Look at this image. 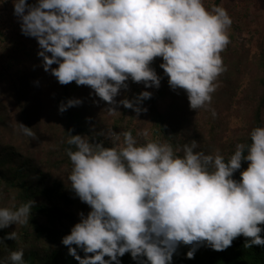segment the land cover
I'll use <instances>...</instances> for the list:
<instances>
[{
    "label": "clouds",
    "instance_id": "clouds-1",
    "mask_svg": "<svg viewBox=\"0 0 264 264\" xmlns=\"http://www.w3.org/2000/svg\"><path fill=\"white\" fill-rule=\"evenodd\" d=\"M12 2L22 33L38 41L45 71L62 85L90 86L109 104L128 89L129 79L158 88L161 77L150 66L157 57L170 87L185 90L196 110L210 103L214 81L226 71L221 53L232 19L222 6L206 8L204 0ZM151 96L145 90L119 103L140 113L147 110L140 103ZM81 103L72 98L59 109ZM18 125L24 135L37 137L33 127ZM69 136L75 146L67 149L70 187L91 208L62 238L79 264H121L119 257L129 252L140 264H172L181 242L193 245L187 257L194 259L198 246L223 251L241 235L250 238L245 247H264V125L254 127L251 143H238L227 160L197 151L196 140L179 150L139 144L131 130L114 147ZM111 136L118 139L114 131ZM242 161L249 162L243 170ZM237 170L240 179L234 178ZM34 205L30 199L15 209L0 207V229L28 223ZM6 239L16 240L17 233L0 238ZM0 264H25L24 250L11 251Z\"/></svg>",
    "mask_w": 264,
    "mask_h": 264
},
{
    "label": "rangeland",
    "instance_id": "rangeland-1",
    "mask_svg": "<svg viewBox=\"0 0 264 264\" xmlns=\"http://www.w3.org/2000/svg\"><path fill=\"white\" fill-rule=\"evenodd\" d=\"M204 5L208 9L214 5L224 7L232 24L228 28L230 42L221 53L226 71L214 81L215 91L211 93L210 103L198 110L190 107L185 90L170 87L169 77L160 67L162 57L155 58L150 65L161 77L158 88H146L143 82L129 79L126 82L128 89H121L114 98V104L102 100L90 86L77 85L75 81L60 84L50 70L45 71L43 58L38 56L40 48L37 39L22 33L18 17L14 15L13 3L0 6V103H5L6 116L13 124L11 127L8 123L9 129L0 128V142L20 137L22 132L18 122L22 123V120L17 115L24 99L34 117L41 115L42 120L48 121L56 116L57 100L64 95L68 100L78 98L82 101L71 109L81 113L84 120L88 116L90 119L85 122L89 126L100 124L108 142L114 141L115 145L122 143L123 133L131 130L139 144L167 143L152 134L148 110L137 113L119 103L125 97L134 100L145 90L152 92L149 99H157L158 112L173 115L179 121L183 115L186 120L182 123L183 130L199 134L202 147L207 146L211 152L221 155L222 148L228 149L231 144L241 142L252 128L253 114L264 82V0H204ZM18 97L22 101L20 105ZM149 99L143 100L139 106L147 109L149 103L146 101ZM109 108L117 111H109ZM213 110L216 116H213ZM210 123L220 126V138L215 142L208 135ZM113 131L118 134V139L111 136ZM179 136L182 138L183 134ZM167 144L172 145L174 150L181 149L178 143ZM14 203V191L0 185V207H10Z\"/></svg>",
    "mask_w": 264,
    "mask_h": 264
},
{
    "label": "trees",
    "instance_id": "trees-1",
    "mask_svg": "<svg viewBox=\"0 0 264 264\" xmlns=\"http://www.w3.org/2000/svg\"><path fill=\"white\" fill-rule=\"evenodd\" d=\"M27 2L36 3L31 0ZM17 100L20 105L22 102L20 97ZM67 101L68 98L64 95L58 98V110L54 120L51 118L45 121L42 120L41 115L37 118L32 115L28 102L25 103L24 99V105L18 110L17 118H20L23 124L33 127L37 137L33 139L21 133L17 139L0 142V185L15 193V203L8 208L15 209L30 199L35 201L28 223L12 224L8 228L0 229V238L11 231L17 233L16 240H0V260L6 259L11 251L23 249L25 264H79V261L69 254L68 246L62 243V238L70 234L72 227L80 222V213L87 215L91 208L82 202L70 187L68 177L72 170V162L67 149L75 150V146L67 142L70 138L69 133L86 135L92 142L103 143L106 147L116 145L114 141L106 140L100 124L90 126L86 124L85 120L90 119L88 116L84 120L83 115L71 107L61 112L59 106L61 103L66 104ZM146 102L149 103L146 108L154 136L160 137L167 143H178L181 149L184 144L196 140L199 144L197 151L217 154L211 152L207 146L202 147L199 134L183 130L182 123L186 122L183 115L180 123L177 117L158 112L157 99L151 98ZM3 103H0V128L10 127L8 123L12 127L13 124L6 116L7 111ZM253 115L251 130L256 126L264 125V82ZM209 129L208 135L211 140L217 141L220 138L218 133L220 126L210 123ZM251 130L239 143H251ZM180 134H183L182 138ZM237 144H231L228 149L222 148L221 155L227 160L235 151ZM177 155H183V152L179 151ZM248 163L242 161L241 170L246 169ZM241 170H237L234 178L240 179ZM261 235L264 236V232ZM247 239L250 238L241 235L223 251L214 250L205 243L198 246L194 259L187 257L193 245H185L181 242L173 255L172 264H264V247H245ZM78 253L82 257L85 255L79 248ZM105 259L109 257L106 256ZM119 259L121 264H140L139 260L132 258L130 252Z\"/></svg>",
    "mask_w": 264,
    "mask_h": 264
},
{
    "label": "built area",
    "instance_id": "built-area-1",
    "mask_svg": "<svg viewBox=\"0 0 264 264\" xmlns=\"http://www.w3.org/2000/svg\"><path fill=\"white\" fill-rule=\"evenodd\" d=\"M37 2V0H34ZM12 0H0V6H7V5H10L12 4Z\"/></svg>",
    "mask_w": 264,
    "mask_h": 264
}]
</instances>
